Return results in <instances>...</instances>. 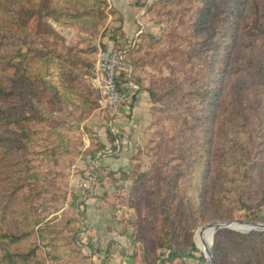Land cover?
<instances>
[{"label":"trees","instance_id":"16d2710c","mask_svg":"<svg viewBox=\"0 0 264 264\" xmlns=\"http://www.w3.org/2000/svg\"><path fill=\"white\" fill-rule=\"evenodd\" d=\"M191 3L159 1L157 18L165 24L164 37L169 43L162 47L159 39L148 38L153 50L145 51L144 62L160 65L171 58L170 67H183L186 73L162 77L147 88L151 98L162 101L164 107L145 135L153 141L152 150L159 153L161 147L175 141L173 122L190 127V133L181 135L176 145L194 148L193 154L186 155L194 163L190 179H195V171L202 173L204 180L212 154V128L227 110L222 104L225 79L237 72L245 75L241 64L232 62L240 28L251 21L258 27L263 24L264 2L203 0V5L185 11ZM107 7L108 0H0V264H48V259L50 264H56L67 254L86 259L80 251L65 246L73 220L65 217L60 225L50 223L48 213L58 211L66 200L64 178L84 146L79 123L102 102L99 90L89 79L96 62L86 48L68 44L45 17L72 21L97 38L106 28ZM129 51L136 54L142 49ZM158 56L162 61H157ZM36 60L46 66L44 73L34 70ZM54 61L59 62V83L47 77ZM133 67H138L137 61ZM240 98L234 93L231 113L241 108L237 103ZM152 109L157 110L156 106ZM169 120L172 122L167 124ZM149 157L157 165L155 155L150 153ZM226 159L229 157L223 164ZM182 172L179 167L169 177L160 169L133 174L132 191L143 214L141 218L152 213L157 221L158 232L149 248L153 263L160 248H171L175 257L181 255L182 246H171L178 242L177 229L181 228L178 232L185 235L174 215L178 202L193 183L183 184L178 178ZM229 176L234 179L236 171ZM195 180L201 189L197 207H187L190 223H194L197 212H205L199 202L207 187L202 180ZM222 197L226 198L225 186L214 193V199ZM217 233L216 264H221V258L227 264H257L258 256L264 254V231L240 233L223 229ZM232 235L247 240L239 247ZM148 258L146 254L143 260Z\"/></svg>","mask_w":264,"mask_h":264},{"label":"rangeland","instance_id":"374dc122","mask_svg":"<svg viewBox=\"0 0 264 264\" xmlns=\"http://www.w3.org/2000/svg\"><path fill=\"white\" fill-rule=\"evenodd\" d=\"M60 1L64 2V0ZM112 1L108 0L106 28L97 38L92 37L80 25H76L72 21H55L49 16H46L45 19L65 38L68 44L86 48L95 62L99 52L107 48L105 45H101L100 48L97 44L108 30L111 33L110 38L116 40L118 45L128 44L129 38L132 36V40L135 36L137 40L134 48L137 50L141 47L142 51L141 53H132L133 61L138 62L136 68L138 82L146 90L153 86L157 79L186 73L183 67L171 68L172 62H169L171 58L166 59V62L163 61V64L160 65L151 61L149 64L144 62L145 51L153 50L148 38L159 39L162 47H167L169 43L167 37H164L165 24L157 18L160 0H145V2L140 3L141 7H147L148 11L145 9L143 13H140L142 19L135 22L132 34L129 35L130 37H125L121 44L118 41V36L122 33L123 36L125 34L121 30V25L118 24L122 21L118 11L112 5ZM191 1V4L186 5L185 11L203 5V0ZM259 1L264 2V0ZM261 5L264 7V3ZM114 13H116L115 18H113ZM261 15L264 18V9H262ZM145 38L147 40L144 41ZM127 39L129 40L126 41ZM181 54L185 55L182 52ZM158 57L160 59L157 61H162V58ZM234 61L241 64L240 67L245 75L237 72L235 75L226 77L222 104L227 110L221 118H217V122L212 128V154L208 160L209 167L205 172V179L202 180V173L193 172L194 178L202 180L207 187L202 196L204 201L201 198L199 202L203 204L205 212H197V216H194L193 219L194 223H190L191 217L187 207L190 205L197 207V194L198 191L200 192L201 186L195 184V179H190V168L191 166L194 167V163H191L190 158H186V155L193 154L194 148L176 145L181 140V135L190 133V127L184 128L180 124L177 125L179 121L173 122L172 125L176 126L175 130H171L174 133L176 131L175 141H170L166 147H161L159 153L152 150L153 141L151 137L148 140L145 135L150 124L143 132L142 143L133 152L126 166L114 170L111 165L99 164L98 167L94 168L93 162H96V156L107 150L101 139L103 132L94 130L92 121V116L96 110H101V119L107 120L106 113L108 111H104L106 109L101 102L99 108L79 123L84 146L64 178L68 189L64 205L58 211L48 213V219H51L50 223L60 225L65 217L73 220L69 225L70 234L66 239L65 246L68 249L80 251L86 259H78L76 254H67L62 262L56 264H209L206 261L203 244L199 241L201 227L217 220L241 219L264 222V22L258 27L256 23L251 21L250 25H244L240 28L232 58V62ZM196 62L197 60H194L193 63L196 64ZM33 68L34 70L40 69L43 73L46 71V66L38 60L33 62ZM59 71V62L54 61L50 65L47 77L59 83ZM89 79L92 85L99 90L102 98L99 83L94 80V73L89 76ZM234 93L241 97L237 101L241 108L234 109L235 111L231 113V109L234 107L232 105ZM152 102L153 106L157 108L156 111L152 109L154 119L151 123H154L157 121L159 109L164 107V104L160 100L154 101L152 99ZM170 102L172 104L175 100ZM228 114L230 117L227 118ZM171 122L169 120L167 124ZM110 135L107 133L108 139ZM150 153L154 154L155 159L158 160L157 165L152 164L149 157ZM228 157L229 159H226V163L223 164L224 159ZM179 167L183 169V172L179 174L180 177L178 176L182 183L186 184L193 181L188 186V193L181 198L176 206L179 212L175 211L174 215L177 224L182 223V230H185V235L178 232L181 228L177 229L175 239L178 242H173L171 246L172 248H176L177 245L182 246L181 255L175 257L171 253V248H160L157 250V261L153 263L152 250L149 248L153 246L152 243L158 232L157 221L154 220L152 213L141 218L143 214L136 205V196L132 191L133 174L149 169L155 173L160 169L162 175L169 177ZM98 171L105 173L106 178L103 185H108L109 190L94 191ZM234 171H236V177L233 179L229 175L233 174ZM114 185H118L119 188L114 187L112 189L111 187ZM224 186L226 198L224 200L223 197L214 199L215 191H223ZM233 215L236 218H232ZM102 221L104 223L98 225V222ZM138 229L139 232H137ZM223 229L240 233L264 231V229L240 231L220 228L214 234L213 255L215 236L219 230ZM232 238L234 242H238L239 247H242L247 240L236 235H232ZM225 244L227 246V240H225ZM146 254L149 258L143 260ZM223 255H226L225 251H223ZM262 260H264V254L258 256L257 264H264ZM47 261L50 264L49 259ZM220 262L227 264V260L224 258H221Z\"/></svg>","mask_w":264,"mask_h":264},{"label":"crops","instance_id":"0c3cea01","mask_svg":"<svg viewBox=\"0 0 264 264\" xmlns=\"http://www.w3.org/2000/svg\"><path fill=\"white\" fill-rule=\"evenodd\" d=\"M142 2H145V0L112 1V5L118 11L120 20L122 21L118 24L121 25V30L126 35L123 36L122 33V35L120 34V36H118L120 44L125 40V37H130L129 35L132 34L131 32L135 27V22L142 19L140 13H143V11L147 9L145 6L141 7L140 3ZM110 34V30H108L106 34L103 35L102 39H100L97 44L100 48L101 45L107 46L106 49L119 46L116 40L110 38ZM131 38L132 36L129 39L131 40ZM120 46L121 48H125L124 46H127V43H123ZM126 58L129 67H132V73L129 76L127 72L123 71L119 80L123 89L129 94L128 106H123L114 116H109L107 110H104L107 112V120L101 119V110H96L92 116V121L94 123L93 128L98 132H103L102 136H100L102 142L105 144V148H107L104 153L98 152L100 155L96 156L97 160L96 162H93L95 166L94 168L98 167L99 164L111 165L114 170L126 166V164L129 163L133 152L142 143L144 130L154 119L152 111L153 102L150 93L142 87L140 82H138V71L133 67V54L129 50L126 51ZM107 133L111 134L109 139ZM105 178V173H100L98 171L94 191L96 190L97 192L110 189L108 185H103ZM114 187H116V189L119 188L118 185H114L111 188L113 189ZM100 223L104 222H98V225Z\"/></svg>","mask_w":264,"mask_h":264},{"label":"built area","instance_id":"2783aa9c","mask_svg":"<svg viewBox=\"0 0 264 264\" xmlns=\"http://www.w3.org/2000/svg\"><path fill=\"white\" fill-rule=\"evenodd\" d=\"M134 37L127 46H124L125 48L101 50L96 59L94 80L101 88L103 107L111 116L117 114L123 106H128L129 94L121 86L119 77L123 71L129 76L132 73V67H129L127 62L126 51L135 47L137 38Z\"/></svg>","mask_w":264,"mask_h":264},{"label":"water","instance_id":"95a60500","mask_svg":"<svg viewBox=\"0 0 264 264\" xmlns=\"http://www.w3.org/2000/svg\"><path fill=\"white\" fill-rule=\"evenodd\" d=\"M206 226H212L215 228V232L220 228H230L234 230H240V231H251V230H263L264 229V222H258V221H246L241 219H234V220H217L212 221L203 227H201V232ZM214 238V236H213ZM213 240L209 248L205 250L206 254V261L209 262V264H215V259L213 255L212 250Z\"/></svg>","mask_w":264,"mask_h":264},{"label":"bare ground","instance_id":"6f19581e","mask_svg":"<svg viewBox=\"0 0 264 264\" xmlns=\"http://www.w3.org/2000/svg\"><path fill=\"white\" fill-rule=\"evenodd\" d=\"M215 234V228L212 226H206L204 229L199 232V241L203 244L204 251L210 247L213 236Z\"/></svg>","mask_w":264,"mask_h":264}]
</instances>
